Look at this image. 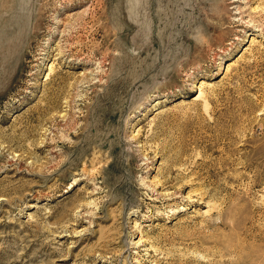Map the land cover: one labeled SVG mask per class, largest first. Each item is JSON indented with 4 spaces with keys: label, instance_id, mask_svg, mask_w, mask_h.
Wrapping results in <instances>:
<instances>
[{
    "label": "rangeland",
    "instance_id": "obj_1",
    "mask_svg": "<svg viewBox=\"0 0 264 264\" xmlns=\"http://www.w3.org/2000/svg\"><path fill=\"white\" fill-rule=\"evenodd\" d=\"M0 264H264V0H0Z\"/></svg>",
    "mask_w": 264,
    "mask_h": 264
}]
</instances>
